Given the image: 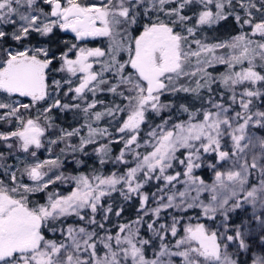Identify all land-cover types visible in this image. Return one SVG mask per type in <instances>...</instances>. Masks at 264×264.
I'll return each instance as SVG.
<instances>
[{
    "label": "snow or ice",
    "instance_id": "snow-or-ice-1",
    "mask_svg": "<svg viewBox=\"0 0 264 264\" xmlns=\"http://www.w3.org/2000/svg\"><path fill=\"white\" fill-rule=\"evenodd\" d=\"M0 264H264V0H0Z\"/></svg>",
    "mask_w": 264,
    "mask_h": 264
},
{
    "label": "trees",
    "instance_id": "trees-1",
    "mask_svg": "<svg viewBox=\"0 0 264 264\" xmlns=\"http://www.w3.org/2000/svg\"><path fill=\"white\" fill-rule=\"evenodd\" d=\"M209 35H217V36H220L221 38H225L224 29H221L219 32H216V33L209 32ZM224 70H225L224 66H222V65H217L215 69H210V71H213L214 74H217V73L222 72ZM54 115H56V114H54ZM71 119H72L71 113H68L64 116H61L59 122L67 125L69 122H71ZM44 155H45V157H47V153H44ZM44 155H42V157ZM88 163H89V166H91L93 162L91 160H89ZM106 168L110 169L111 165L106 166ZM82 170L87 171V169H82ZM131 214H132L131 211L125 213L126 216H129Z\"/></svg>",
    "mask_w": 264,
    "mask_h": 264
},
{
    "label": "rangeland",
    "instance_id": "rangeland-1",
    "mask_svg": "<svg viewBox=\"0 0 264 264\" xmlns=\"http://www.w3.org/2000/svg\"><path fill=\"white\" fill-rule=\"evenodd\" d=\"M96 43H98V42H94L92 46H95ZM43 158H46L45 155L43 157L41 156V159H43Z\"/></svg>",
    "mask_w": 264,
    "mask_h": 264
},
{
    "label": "flooded vegetation",
    "instance_id": "flooded-vegetation-1",
    "mask_svg": "<svg viewBox=\"0 0 264 264\" xmlns=\"http://www.w3.org/2000/svg\"><path fill=\"white\" fill-rule=\"evenodd\" d=\"M69 37H70V34H69Z\"/></svg>",
    "mask_w": 264,
    "mask_h": 264
}]
</instances>
